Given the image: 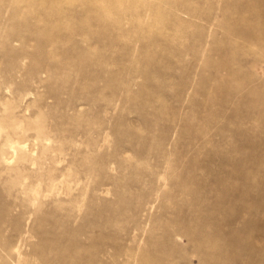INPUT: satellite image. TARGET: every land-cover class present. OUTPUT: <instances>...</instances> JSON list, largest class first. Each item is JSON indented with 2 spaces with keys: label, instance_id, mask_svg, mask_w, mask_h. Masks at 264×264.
I'll return each mask as SVG.
<instances>
[{
  "label": "rangeland",
  "instance_id": "obj_1",
  "mask_svg": "<svg viewBox=\"0 0 264 264\" xmlns=\"http://www.w3.org/2000/svg\"><path fill=\"white\" fill-rule=\"evenodd\" d=\"M0 264H264V0H0Z\"/></svg>",
  "mask_w": 264,
  "mask_h": 264
}]
</instances>
